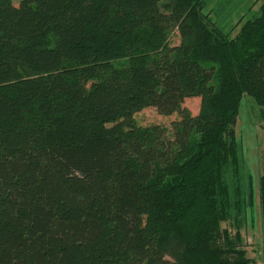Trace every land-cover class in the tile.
Listing matches in <instances>:
<instances>
[{
	"label": "trees",
	"instance_id": "1",
	"mask_svg": "<svg viewBox=\"0 0 264 264\" xmlns=\"http://www.w3.org/2000/svg\"><path fill=\"white\" fill-rule=\"evenodd\" d=\"M205 11L0 0V264H264V147L259 262L235 131L244 96L264 109V2L232 37Z\"/></svg>",
	"mask_w": 264,
	"mask_h": 264
},
{
	"label": "rangeland",
	"instance_id": "2",
	"mask_svg": "<svg viewBox=\"0 0 264 264\" xmlns=\"http://www.w3.org/2000/svg\"><path fill=\"white\" fill-rule=\"evenodd\" d=\"M206 11H209L212 21L225 32L234 36L239 26L259 14V7L264 0H204ZM20 0H12L18 6ZM239 25L235 27L238 23ZM230 29H234L231 31ZM180 43L178 33L175 31L170 36V44ZM183 107L196 116L200 108V98H186ZM137 126L147 127L159 125L167 130L168 137H172V124L178 120L176 114L170 116L160 115L155 108H146L134 116ZM236 136L240 147V156L245 164L242 173V190L246 191L249 180L253 188V203L244 209L242 217L241 234L243 236L247 255L254 260L261 256V217L258 195V180L262 168V150L264 147V109L256 105L249 96H244L235 126ZM224 227L225 224H222ZM259 262H261L259 260Z\"/></svg>",
	"mask_w": 264,
	"mask_h": 264
}]
</instances>
